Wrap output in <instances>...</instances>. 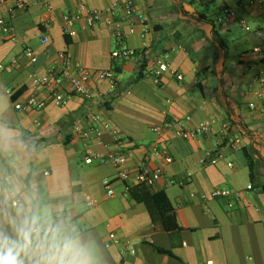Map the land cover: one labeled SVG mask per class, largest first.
<instances>
[{
  "label": "crops",
  "instance_id": "0c3cea01",
  "mask_svg": "<svg viewBox=\"0 0 264 264\" xmlns=\"http://www.w3.org/2000/svg\"><path fill=\"white\" fill-rule=\"evenodd\" d=\"M17 1L0 0V19H8L18 34V40L9 39L0 27V130L12 137L10 147H0V221L4 212L14 214L9 193L16 189V199L31 197L54 218L76 224L92 242L99 264H264L263 103L250 108L257 101L253 80L264 70V51H259L264 0H135L141 19L129 18L122 7L115 10L128 33L120 44L107 14L94 26L80 20L65 32L67 13L81 5L107 10L119 0H22L23 7ZM226 9L236 15L220 21ZM241 20L255 24L254 30ZM237 28L245 31L239 38ZM44 35L48 43L41 41ZM237 43L240 51L232 57ZM26 47L36 59L26 56ZM121 47L135 54L114 58ZM61 52L69 55L74 72L78 66L111 70L115 59L123 71L112 80L90 82L97 89L92 98L74 94L62 105L19 110L36 93L49 100L33 77L60 66ZM142 60L145 75L136 80ZM169 119L186 130L217 122L207 134L192 138L154 129ZM106 123L121 130L120 140ZM77 126L103 129V143H94L93 152L125 154L134 170H163L165 176L153 184L167 193L181 231L157 230L146 204L124 195L125 183L114 165L98 157L85 161L87 148ZM236 138L242 146L233 150L229 142ZM219 153L223 157L210 163ZM105 178L113 181V196ZM249 184L254 188L247 200L233 208L224 199L202 198L217 187L245 190Z\"/></svg>",
  "mask_w": 264,
  "mask_h": 264
},
{
  "label": "built area",
  "instance_id": "2783aa9c",
  "mask_svg": "<svg viewBox=\"0 0 264 264\" xmlns=\"http://www.w3.org/2000/svg\"><path fill=\"white\" fill-rule=\"evenodd\" d=\"M5 2L7 0H1ZM51 0H42L45 4H49ZM18 6L23 7L25 5L24 1L18 0ZM118 7H122L126 12L127 16L131 18L136 16L142 18V13L139 12L135 5V0H119L107 10H92L88 9L85 5H81L76 11H71L65 15V32L69 33L75 22L84 20L89 26H94L98 23L105 14L108 15L106 20L108 27L111 29L113 35L118 40V43H122L124 39L128 36V33L124 30L121 20H117L115 15V10ZM236 14L232 9L225 10V16L220 17L219 20L223 21L225 17H234ZM241 23L245 29H250L245 20H241ZM0 27L2 32L12 40H18V34L16 32L15 26L5 18L0 19ZM260 35H264V31H259ZM25 38V37H23ZM43 43H48L50 41L49 35H44L41 39ZM259 51H264L263 46L260 47ZM25 54L31 59H36L34 51L30 47L25 48ZM135 54L134 50L128 48H117L113 52L114 58H125L130 57ZM60 66H52L46 75H36L33 77V82L36 87L40 89H45L49 92V100L44 98H39L37 93L26 103L18 105L19 110H24L26 108H43L49 103H54L56 105H62L65 101L74 94L81 95L85 98H92L96 93L97 89L94 88L90 82H100L101 80L114 78V72L111 70H97L91 69L83 66H78L76 72L71 71L72 63L70 57L66 52L59 53ZM163 60H158V65H163ZM1 67V66H0ZM176 73L175 71H173ZM156 82L159 83V77H156ZM257 85L256 89V102L250 104V108L255 110L258 108V102L263 103L262 113L264 115V70L261 74L255 76L252 86ZM11 93V90H8ZM94 120H98L99 116L94 115ZM217 122L216 119L206 120L201 122L195 129L186 130L182 127L181 122L175 119L166 120L163 125L155 126V130L160 133L163 128L169 130L176 137H197L203 136L210 132L212 126ZM105 128H108L114 135L116 141L121 139V130L111 125L110 123L104 124ZM76 133L84 141V146L87 148V153L84 157L85 161L91 162L95 158H100L105 163H110L115 166L117 170V177L120 181L125 183L124 195L128 196L131 185L134 183H141L144 181L153 182L154 179L158 177H164L162 169H150L149 167H143L139 170H134L129 166L128 159L125 154L120 153H96L91 150L94 143H103V129L100 127H88L83 128L81 126L76 127ZM230 148L233 150L240 149L242 146V140L240 138L233 139L229 142ZM154 151L158 152L157 146L154 147ZM223 157V154L219 153L212 155L210 158V163H215L219 158ZM166 159L172 161L173 157L167 155ZM233 165V163H231ZM172 183H178L181 186L185 185V181L171 179ZM104 186L107 190L109 196L115 194L113 188V181L110 178H105ZM254 188L253 184H249L245 190L233 189L230 187H217L213 189L210 193H204L202 195L203 199L215 198L224 199L229 208H233L237 202L246 201L247 193ZM22 201L21 197L17 198ZM77 227L76 224L71 223ZM78 229V227H77ZM114 243H120L119 239L114 240Z\"/></svg>",
  "mask_w": 264,
  "mask_h": 264
},
{
  "label": "clouds",
  "instance_id": "9594fccd",
  "mask_svg": "<svg viewBox=\"0 0 264 264\" xmlns=\"http://www.w3.org/2000/svg\"><path fill=\"white\" fill-rule=\"evenodd\" d=\"M11 143L12 137L0 130V147ZM16 196L12 189L9 206L14 214L4 212L0 221V264H99L92 242L75 225L54 218L49 208L33 204L31 197L21 201Z\"/></svg>",
  "mask_w": 264,
  "mask_h": 264
},
{
  "label": "trees",
  "instance_id": "16d2710c",
  "mask_svg": "<svg viewBox=\"0 0 264 264\" xmlns=\"http://www.w3.org/2000/svg\"><path fill=\"white\" fill-rule=\"evenodd\" d=\"M122 67V62H119V60L115 59L113 62L112 71L114 74H120L123 71ZM145 69L146 62L145 60H142L140 66H138L136 80L141 79L145 75ZM248 161L251 171H253L250 158H248ZM129 195L136 202L146 204L150 211L154 226L157 230L167 232L181 231L182 227L178 223L177 214L171 200L164 190L155 189L153 182L144 181L141 183L132 184ZM154 249L161 254H167L174 258L180 259L170 249L159 246H154Z\"/></svg>",
  "mask_w": 264,
  "mask_h": 264
},
{
  "label": "rangeland",
  "instance_id": "374dc122",
  "mask_svg": "<svg viewBox=\"0 0 264 264\" xmlns=\"http://www.w3.org/2000/svg\"><path fill=\"white\" fill-rule=\"evenodd\" d=\"M250 25V27H251V29L252 30H254V28H255V24H253V23H251V24H249ZM244 32L245 31H243L241 28H237L236 29V32L234 33V34H236V37H240V35H242V34H244ZM233 37V36H232ZM233 39H234V37H233ZM231 48H232V51H231V56L233 57V55H234V52L235 53H237V52H239L240 51V46H239V43H237V44H233V46H231Z\"/></svg>",
  "mask_w": 264,
  "mask_h": 264
}]
</instances>
